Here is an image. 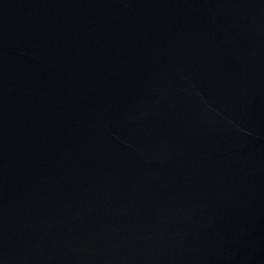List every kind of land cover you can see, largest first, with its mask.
<instances>
[{
  "label": "water",
  "instance_id": "1",
  "mask_svg": "<svg viewBox=\"0 0 264 264\" xmlns=\"http://www.w3.org/2000/svg\"><path fill=\"white\" fill-rule=\"evenodd\" d=\"M0 264H264V0H0Z\"/></svg>",
  "mask_w": 264,
  "mask_h": 264
}]
</instances>
